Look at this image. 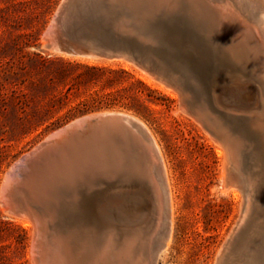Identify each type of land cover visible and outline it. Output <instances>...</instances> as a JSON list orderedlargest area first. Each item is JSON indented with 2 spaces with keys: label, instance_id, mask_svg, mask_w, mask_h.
<instances>
[{
  "label": "rangeland",
  "instance_id": "1",
  "mask_svg": "<svg viewBox=\"0 0 264 264\" xmlns=\"http://www.w3.org/2000/svg\"><path fill=\"white\" fill-rule=\"evenodd\" d=\"M88 1L61 21L60 30L103 37L101 43L126 54L105 58L48 49L46 31L64 0H0V189L9 169L55 130L85 115H130L157 140L173 209L168 237L164 240L161 217L145 264H249L246 250L230 257L243 232L241 239L250 241L264 234V162L261 142L251 135L260 129L248 123L263 118L261 106L210 49L182 0H137L146 24L114 41V0ZM135 55L157 61L172 81L155 75L152 64ZM86 67L94 69L93 80L75 86L60 110L47 113L49 103ZM60 70L65 77L57 76ZM211 131L236 151L237 183L227 181L224 150L214 144ZM132 208L131 196L93 197L58 211L54 229L75 233L80 247L97 250L109 237L115 243L123 235L120 212ZM3 209L0 200V264H34L32 220Z\"/></svg>",
  "mask_w": 264,
  "mask_h": 264
},
{
  "label": "water",
  "instance_id": "2",
  "mask_svg": "<svg viewBox=\"0 0 264 264\" xmlns=\"http://www.w3.org/2000/svg\"><path fill=\"white\" fill-rule=\"evenodd\" d=\"M136 1H113V41L118 36L133 35L131 29L135 25L142 29L146 24ZM88 2L64 0L46 31L47 48L105 58L126 54L122 48L101 43L103 37L71 36L60 30L61 21ZM182 2L213 53L218 58L226 53L230 73L242 78L244 88L251 93L250 100L264 111V0ZM134 57L152 64L150 70L155 75L172 81L171 74L157 61L141 55ZM139 193L160 203L165 240L170 226L169 193L153 138L136 117L96 113L55 130L13 165L3 180L0 200L8 212L32 220L34 264H41L43 250L47 251L50 264H105L115 258L113 237L97 250L90 244L80 247L75 233L55 231V214L73 210L93 197L107 195L122 200Z\"/></svg>",
  "mask_w": 264,
  "mask_h": 264
},
{
  "label": "bare ground",
  "instance_id": "3",
  "mask_svg": "<svg viewBox=\"0 0 264 264\" xmlns=\"http://www.w3.org/2000/svg\"><path fill=\"white\" fill-rule=\"evenodd\" d=\"M220 59L227 62L228 56L226 55V53H223V54H221ZM226 94H228V92H226ZM220 107H221V105H220ZM222 107H225V106H222ZM261 115L263 116V118H261V119L257 118L255 120L249 121L248 123H250L251 125H254L260 129L259 132L252 133L251 135L254 139H257L261 142L259 157L264 162V111L263 110H262ZM215 118H216V116H215ZM195 122H197V121H195ZM217 123H218V121H217ZM144 126L147 128L148 132L150 133L151 137L153 138V140L155 142V145L157 146L158 152H159L161 159H162V162H163L165 175H166L167 174V168H166V164L164 161L162 151H161V149L157 143V140H156L155 136L153 135L152 131L145 124H144ZM203 126L205 128H207L208 130H211V128H210L211 126L209 127L206 124ZM212 130H214V129L212 128ZM241 131H244V130L241 129ZM214 132L215 131H211L210 133H214ZM207 134H208V131H207ZM215 134L216 133H214V135L212 134L213 136L210 138L212 139V141L214 142V144L217 147L224 150L223 151L224 152V155H223L224 156V165H225L224 168L227 170L228 178H229V180H227V179L226 180L228 182L229 181L230 182L235 181V183H237L239 178L237 177V175L234 172L236 170V167H237V165H236L237 153L231 144H229L223 138L219 137V135L217 136V134L216 135ZM208 135H210V134H208ZM226 170H224V171H226ZM166 182H167V186L170 190V187H169L170 185L168 184V179H166ZM170 195H171V193L169 192V197L171 200ZM94 198H96V197H94ZM131 200L133 201L132 210H130L128 212L123 210L120 212V218L124 221V224L122 227V229L124 228L123 229L124 233L119 239H117V241L114 244H112V249L114 250V253H115L114 257L115 258H113V259L110 258V259L106 260L105 264H145L147 261V254H150V252H151L152 242H151L150 237H151L152 233L155 231L156 226L160 223L161 217H162L160 203H158L156 200L149 199V197H147V195L144 193L132 195ZM103 206H105V205L103 204ZM100 207H102V206H100ZM97 208H99V207H97ZM3 210L5 213H7V215H9L11 217H15L16 219L19 218V219L27 220V218H28L26 215H23V214L22 215H16V214H13L11 212H8L6 209H3ZM172 210L173 209L170 205V213H171L170 230H171V224H172ZM87 217H89V216H87ZM243 234H244V232L238 238L237 245H236V247H234L235 250L233 252V256L231 255V257H230L231 260H232V258L235 257L236 252L239 253V251H241V249H243V250L247 251V254H248L247 261L249 264H264V234H261L260 238L258 240L255 239L254 241H250L248 239L247 240L241 239ZM167 242H168V240H167ZM167 242H166V244H167ZM45 249H46V246H45ZM40 261H41V264H50V260H48L47 251H45V250L42 251V253L40 255ZM55 261H56V259H55ZM52 262L55 263L54 261H52Z\"/></svg>",
  "mask_w": 264,
  "mask_h": 264
},
{
  "label": "trees",
  "instance_id": "4",
  "mask_svg": "<svg viewBox=\"0 0 264 264\" xmlns=\"http://www.w3.org/2000/svg\"><path fill=\"white\" fill-rule=\"evenodd\" d=\"M66 67H72L71 64L67 63ZM57 73V76L65 77V70H60ZM94 69L86 67L82 73H78L73 77V84L68 87L63 93H61L58 97L54 98L49 103V108L46 110L47 113L51 114L56 112L62 108L61 104L63 103V99L67 97L68 92H70L75 86L82 85L88 83L93 80ZM84 106L86 104H83ZM74 110H79V108H74Z\"/></svg>",
  "mask_w": 264,
  "mask_h": 264
}]
</instances>
